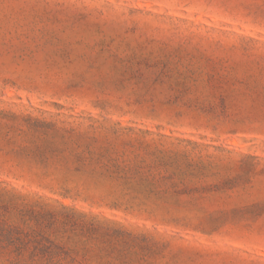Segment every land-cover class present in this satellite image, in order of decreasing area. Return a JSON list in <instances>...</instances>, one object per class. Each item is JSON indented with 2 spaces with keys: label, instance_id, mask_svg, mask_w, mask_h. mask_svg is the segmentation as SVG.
Masks as SVG:
<instances>
[{
  "label": "rangeland",
  "instance_id": "rangeland-1",
  "mask_svg": "<svg viewBox=\"0 0 264 264\" xmlns=\"http://www.w3.org/2000/svg\"><path fill=\"white\" fill-rule=\"evenodd\" d=\"M0 188L147 234L124 264H264V0H0Z\"/></svg>",
  "mask_w": 264,
  "mask_h": 264
},
{
  "label": "trees",
  "instance_id": "trees-1",
  "mask_svg": "<svg viewBox=\"0 0 264 264\" xmlns=\"http://www.w3.org/2000/svg\"><path fill=\"white\" fill-rule=\"evenodd\" d=\"M117 172L128 174L129 170L117 166ZM118 179L125 192L143 184L144 198L153 194L163 199L156 190L160 181ZM8 192L0 188V256L11 264H124L130 245L149 241L147 234L61 201L36 194L28 199L20 192L7 196Z\"/></svg>",
  "mask_w": 264,
  "mask_h": 264
}]
</instances>
